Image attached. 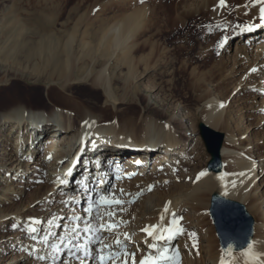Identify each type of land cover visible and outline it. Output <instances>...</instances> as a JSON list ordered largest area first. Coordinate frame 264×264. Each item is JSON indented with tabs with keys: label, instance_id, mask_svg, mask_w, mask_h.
Returning a JSON list of instances; mask_svg holds the SVG:
<instances>
[{
	"label": "bare ground",
	"instance_id": "6f19581e",
	"mask_svg": "<svg viewBox=\"0 0 264 264\" xmlns=\"http://www.w3.org/2000/svg\"><path fill=\"white\" fill-rule=\"evenodd\" d=\"M200 1V4H197L198 8L195 7L192 11L194 14L205 15L207 13L209 21L218 29L224 24L229 25H226L224 30L217 31V37L222 33L226 35L228 28L234 29L233 26L238 27L233 31L235 33L238 29L242 30L235 40L237 50L234 53L232 66L217 80L215 89H204L198 97L205 122L214 128L220 127L227 130L220 150L223 169L221 168L219 172L205 170L199 163L194 164L191 156L195 155L200 147L199 132L197 133L195 128L189 124L188 116L181 117V110L178 106L171 107L172 114L163 117L164 120H161L162 117L159 115L154 116L150 113L140 121L119 122L97 114L82 105L81 107L69 96L68 85L76 83L77 80H88L87 76L78 78L75 76L74 69L81 57L76 56L73 51L74 47L76 45L81 48L86 47L88 50L99 51L101 55L108 57L113 54L122 55L125 63L130 64L134 58L133 55L140 47L135 39L141 34L143 22H146L144 20L146 14H143L146 6L143 9L140 6L136 7L107 29L96 28L89 32L79 31L75 27L71 30H66V28H0V57L2 55L0 58V227L3 226L5 216L9 212H14V219H20L22 233L27 234L25 238V241L29 243L25 246L27 252H31L32 246L35 245L40 249L44 248L43 251L39 250L38 256H42L50 247L43 239L46 235H51V242L55 249L59 241L68 242L69 246H72V250L68 252L79 260L75 261L77 264H95V260L84 261L85 253L82 248L77 247L82 244V237L88 234L83 232V228L88 225L85 224L86 222H82L83 227L80 225L75 228V221L73 225H69V228L62 229L59 233L54 231L58 215L67 208L65 203H57L56 206L60 207V210L55 214L53 212L47 215L48 217L44 213L28 217L24 215V207L19 200L21 193L30 185L35 186L37 181L39 184L33 190L42 195L41 201L49 197L51 192L68 193L77 186L79 190L76 194L79 196H85L91 192L90 188L93 187L91 175H87L84 184L78 181V185L77 181L70 180V177L79 170L83 174L89 170L91 174L99 173L98 177L106 178L104 170L107 167L102 166L103 170H100L96 166L91 167V163L90 165L87 163L81 166L83 169L80 167L76 170L72 167L69 170L71 172L67 173L64 170L68 167L71 152L78 148L83 138L87 137L86 134L92 131H103L93 141L90 140L93 150L90 156L92 161L94 159L96 163H99L97 158L111 151L113 156L114 153L117 156H123L124 151L129 154L125 172L119 177L124 178V181L119 183L118 194L131 191L127 195L131 199L139 197V189L145 191L154 184L158 186L168 184L166 181L172 185L169 197L153 193L154 198L150 206L144 204L137 207L139 210L135 211L137 220L127 226L124 225L128 221L126 218L122 221L118 220L124 226L119 228V234L109 243L112 247L107 248L106 252L108 258H112L115 254L119 257L114 258L109 264H139V262L146 264L150 260L158 264H178L179 257L170 251L168 247L170 239L166 234L168 232L175 234L177 231L179 225L175 214L179 210L190 212L191 225L201 229L199 230L200 254H195V249L188 244L192 248L189 249L187 245L185 264H207L208 262L209 264H264V189L261 191L260 201L257 200L256 195L259 185L264 186V141H259L257 137L251 140L250 135L247 137L243 135L242 125H240L242 122H238L239 118L237 119L236 110H233V102L228 99L230 94L228 86L233 83L232 89L240 85L235 90L236 95L244 93L247 97L256 96L252 97L254 100H251L249 105L245 104L248 98H244V95L240 96L237 101L243 103L241 108L247 106L249 110H253L264 105V49H260L257 54L251 56L249 55L251 46L241 42L245 39V42L250 40L249 44H251L257 38L256 34L264 33V0ZM187 19L188 17L184 16L186 25L189 23ZM256 21L259 27L255 30L253 28ZM245 29L251 32L243 35ZM261 36L263 40L261 45L257 46L258 48L264 47V36ZM22 67H31V70L26 71ZM132 68L134 69V66ZM105 70L106 67L102 66L91 80V84L101 88L110 97L115 88L110 79L104 75ZM10 72L16 76L15 80L7 78ZM29 75L33 77V84L21 86L17 80L29 78ZM236 75H239L237 79L230 80ZM43 81L47 82L43 83ZM258 97H261L260 101ZM45 103L49 105L45 106ZM167 107L160 108L162 114H165ZM245 116L248 117V113H245ZM49 135L51 139L47 142L49 145L47 151L45 150L44 158H36L44 139ZM114 136L129 138L133 144L126 143V141L119 143ZM189 141L191 144L187 147ZM63 146H68L67 148L71 149L70 152L66 153V148L63 153H59L58 151ZM150 154L154 155L153 167L150 172L148 171L149 173H146L145 168L151 161ZM25 156H27L26 159ZM175 162L182 167V172L178 174L180 181L174 179L176 176L171 175L165 181L152 182L150 180L157 176L161 169ZM186 164L193 166L192 173L184 170V167H188ZM29 170L38 174L36 177H30L35 178V181H18L17 188H15V181L13 182L12 179L25 178ZM186 177H189L188 182L184 179ZM63 178H65L64 183H56ZM95 188L99 190L98 187ZM177 188H179V193L172 194ZM214 190L228 198L245 202L256 217L251 242L242 250L231 251L225 256L226 258L223 257L224 253L220 250L218 239H215L211 228L210 231H206L201 226L200 212L207 203L209 193ZM76 212L75 215L81 221L87 219L89 211L84 212L85 216ZM68 218H71V215ZM68 223V220L62 222L66 225ZM133 226L134 229L131 230ZM27 227L41 229L42 232L39 236L30 235L28 231L26 232ZM124 233L127 235L125 240L120 236ZM77 238L80 239L76 240ZM131 239L134 247L130 249L128 242ZM122 247L126 248L125 251L121 250ZM32 251L34 252L33 249ZM45 255L50 256L49 253ZM4 259L5 256L0 264L6 261Z\"/></svg>",
	"mask_w": 264,
	"mask_h": 264
},
{
	"label": "rangeland",
	"instance_id": "374dc122",
	"mask_svg": "<svg viewBox=\"0 0 264 264\" xmlns=\"http://www.w3.org/2000/svg\"><path fill=\"white\" fill-rule=\"evenodd\" d=\"M200 2V0H0V28H66V30H71L75 27L76 29H79V31L86 30L89 32L96 28L107 29L108 26L110 27L117 21L121 20L136 7L140 6V8L143 9L144 6H146L143 11V14H146L144 15V20H146V22L143 20L146 29L143 25L142 31H144H141V34L135 39L140 47H138V51L133 55L134 58L130 64L125 63L122 55L116 56L113 54L111 57H108L103 54L101 55L99 51L88 50L86 47L81 48L78 45L74 47L73 51L76 56L81 57L74 69L75 76L77 78L87 76L88 82L77 80L76 83L68 85L69 96L73 99V102L75 101V103H78L80 106L82 105L89 110H93V112L97 114H102L108 118L118 120L119 122H125L128 120L140 121V119H143L144 116L149 115L150 113L154 116L159 115L162 117L161 120H164L163 117L172 114L171 107L178 106L181 110V117L188 116V120H190L189 124H191L198 133L197 124L199 122L207 124L202 113L201 102L198 98L199 93L207 88L215 89L214 86L217 80L227 72L230 66H232L234 53L237 50L235 47V40L242 33L241 29H238L236 33L233 32L235 28H238L233 26L232 28L234 29L228 28L227 36L225 33H222L217 37V31L221 29L224 30L226 25H229L224 24L218 29L211 21H209L207 13H205V15L194 14L192 11H194L195 7L198 8L197 4H200ZM182 13L185 15H182ZM151 15L154 16L152 17ZM184 16L188 17V25H186L184 21ZM254 25L253 29L256 30V28L259 27L258 21H256ZM249 32L251 31L247 32L245 29L243 35ZM256 35L257 38L251 44H249L250 40L245 42L244 39L241 41L248 46H251L249 53L251 56L257 54L260 49H264L263 46L262 48L257 47L261 45L263 40L261 39V35L264 36V33ZM252 39H254V37ZM1 40H4V38H1ZM0 58H2V55ZM102 66L106 67L104 75L110 79V82L115 88L110 97L107 96L101 88L91 84V80L95 77ZM132 66H134V69ZM22 69L29 71L31 70V67H22ZM238 77L239 75L232 76L230 80H235ZM7 78H9V80H15L16 76L10 72ZM17 81L21 86H27L34 82L31 75H29V78H21ZM45 82L47 81H43V83ZM232 84H229L228 86L230 89L228 99L233 102V110H236L237 114H235L237 119L239 118L238 122H242L240 125H242L241 128L243 130V135L246 137L250 135L249 139L251 140L258 138L259 141H264V105H260L259 108L253 110H249L247 106L241 108L243 103H240L237 99L243 95L244 98L247 96L244 93L236 95L235 90L240 85L235 89H232ZM51 85L54 86L55 84ZM252 97L256 96H248V102L246 101L245 104L249 105L250 101L254 100ZM257 99L260 101L261 97H258ZM226 103L227 101L225 104ZM48 105L49 104L45 103V106ZM168 105L169 107H167ZM163 106L167 107L165 114H162L160 109ZM245 113H248V117L245 116ZM208 126L224 134L223 145L227 130L220 127L214 128L210 125ZM102 132L103 131H92L91 133H87V137L85 136L83 138L84 141L82 140L78 148L71 152L68 167L64 170V172L67 173L72 167H74L73 169H79L82 165H87V163H89V165L91 163V167L94 168L96 166L100 170H103L102 166L104 168L107 167L104 170L106 172V178L98 177L99 179L105 180L106 183L104 182L102 184V192L97 197L98 200L96 202L89 204L86 202V197L77 195L78 186L74 187V189L68 193L57 191L51 192L49 197L45 198L44 201H41L40 197L42 195L33 190V188L39 184L38 181L35 183V186L30 185L27 187L25 191L21 193L19 200L24 207V215L28 217L37 216L39 214L42 215L43 213L46 214V216L51 215L53 212L55 214L60 210V207L56 206V204L65 203L67 208L63 209V213L58 215V221L54 225V231L59 233L62 229H67L68 225H73L75 221V228L78 225L82 226V224L86 222L85 224H88L92 229L91 232L93 231L91 236H93L94 239L96 238V240L90 238L91 242L90 240L84 239V242H89V247L93 249V251L91 250L89 259L86 258L84 261L89 260L92 262V260H95V264L109 263V261L105 260L103 262L102 260L103 258H108L106 249L112 247L109 243L117 234H119V228L124 225L127 226L132 221L137 220L135 216V211H139L137 207L144 204L150 206L153 201L152 198H154L153 193H160L163 197H169L172 190L171 183L169 184V181H166L168 184H163L161 186L154 184L152 187H148L145 191H140L139 189V197L129 199L130 196L127 195H129L131 191L118 194L119 183L124 181V178L114 179L112 175L110 176V167L112 169L114 165L110 166L112 162H109L108 160L109 158H115V160L118 161L116 164L127 163L128 165L127 157L129 154L124 151L123 153L125 154H123V156L118 155L120 156L118 157L115 153L113 156L111 154L113 152L111 151L101 154L97 158V162L99 163H96L94 159L92 161L90 156L92 153L91 151L93 150L90 145V140L93 141L94 138L100 136ZM114 137L117 138L119 143H124L126 141V143L133 144L129 138ZM50 139V135L46 136L36 158H44L47 150L45 151L42 147H44ZM116 142L113 141V143ZM190 144L191 141L188 142L187 147H189ZM125 148L127 149V147ZM66 153H69V151H66ZM152 155L153 154H150L151 161L147 164L148 167L146 166L145 168L147 169L146 173H149L151 167H153L152 162L154 155ZM26 158L27 156H25V159ZM191 158L194 159V164L199 163V165L207 170L206 163L209 159V154L204 147L201 137L200 147L196 151V154L192 155ZM186 165L188 167H184V170L192 173L193 166L191 164ZM81 169L83 168L81 167ZM181 169V165L175 162L171 166L169 165L168 167L161 169L157 176L150 180H152V182L165 181L169 179L171 175L172 177L176 176L174 179L180 181L181 179L179 180L178 174L182 172ZM32 171L33 170H29L25 174V178H22L23 180L20 178H13L12 181H15V188H17L16 183L18 181L23 182L26 180L28 182H34L35 178L32 179L30 177H36L38 174L33 173ZM84 173L86 178L87 175H91L89 170ZM73 177L74 176L72 175L70 180L75 181V178ZM98 178H94L92 182L93 185L98 182ZM184 179L188 182L189 177ZM64 181L65 178L59 179L56 183H64ZM94 187L98 186L95 185L92 189ZM113 187L117 188L114 189ZM97 189L100 190L101 188L98 187ZM178 189L179 188L174 189L172 194L179 193ZM258 189V193H256L257 191L255 193L257 195V200L260 201L261 191L264 189V186L260 184ZM210 194L211 193H209V196L207 197V203L204 209L200 212V215L202 216L201 226L206 231H210L211 228L215 235L211 219L207 212ZM100 199L102 201H100ZM241 203L245 205L248 212L253 216L255 231L256 217L253 212L248 209L245 202ZM91 204L92 206H89ZM76 211H78L81 216H85L86 214H84V212L89 211V213H87V219L81 221V219L75 215V213H77ZM13 215L14 212H9L5 216L3 226L0 227V261L3 260L4 256V260H6L2 264H77L79 261L77 259H66L67 250L60 249L62 244L58 245L60 250L55 249L51 242V235H46L43 239L50 245V247L45 250L42 256H38L39 250L43 251L44 248L40 249L35 245L32 246V249L36 254L32 249L30 250L31 252H27L25 248V246L29 244L27 240L25 241L27 234L22 233L20 219H14ZM70 215L71 218H68ZM175 217L179 227L175 234L172 233L168 247L175 256L179 257L177 260L178 264H185L187 258L186 248H188V244L195 249V254H200L199 242L201 235L199 230L201 229L200 227L196 228L191 225V214L186 210H179V212L175 214ZM124 218L128 221L123 225L119 221H122ZM67 220L70 224H62V222ZM132 229H134V226L131 230ZM27 231L30 235L35 236H39L42 232L41 229H32L30 227H27L26 232ZM120 236L125 240L127 235L124 233ZM216 238L215 235V239ZM132 241L133 240L131 239V241L128 242L130 249L134 247ZM19 245L20 247H18ZM191 246H189V249L192 248ZM90 248H86L88 254L90 253ZM124 249L123 251H125ZM48 253L50 256L45 255ZM17 255L19 256L17 257ZM225 256L227 255L224 254L223 257ZM115 257L117 258L119 256H114V258ZM207 264H209V262Z\"/></svg>",
	"mask_w": 264,
	"mask_h": 264
},
{
	"label": "water",
	"instance_id": "95a60500",
	"mask_svg": "<svg viewBox=\"0 0 264 264\" xmlns=\"http://www.w3.org/2000/svg\"><path fill=\"white\" fill-rule=\"evenodd\" d=\"M199 135L209 154L206 169L219 172L222 168L220 150L224 134L203 122L197 124ZM219 247L224 254L243 249L253 236L254 219L244 204L214 190L207 208Z\"/></svg>",
	"mask_w": 264,
	"mask_h": 264
}]
</instances>
